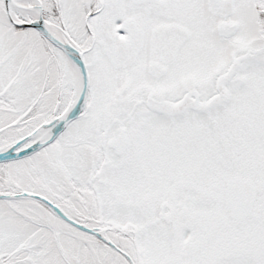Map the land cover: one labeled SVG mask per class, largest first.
I'll return each instance as SVG.
<instances>
[{
  "label": "snow or ice",
  "instance_id": "1",
  "mask_svg": "<svg viewBox=\"0 0 264 264\" xmlns=\"http://www.w3.org/2000/svg\"><path fill=\"white\" fill-rule=\"evenodd\" d=\"M0 264H264V0H0Z\"/></svg>",
  "mask_w": 264,
  "mask_h": 264
}]
</instances>
